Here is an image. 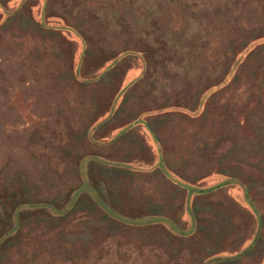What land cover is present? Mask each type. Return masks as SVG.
I'll return each instance as SVG.
<instances>
[{"label":"rangeland","instance_id":"rangeland-1","mask_svg":"<svg viewBox=\"0 0 264 264\" xmlns=\"http://www.w3.org/2000/svg\"><path fill=\"white\" fill-rule=\"evenodd\" d=\"M225 74L195 117L161 114L193 108L202 85ZM125 85L123 104L97 127ZM143 110L156 113L149 130L104 141ZM157 146L163 167L190 181L207 175L196 187L235 179L257 217L238 185L183 206L184 191L148 168ZM91 155L149 170L93 169L115 211L177 226L128 225L84 199L63 215L29 208L0 264H264V0H0V232L15 199L61 209L79 183L77 159Z\"/></svg>","mask_w":264,"mask_h":264},{"label":"trees","instance_id":"trees-1","mask_svg":"<svg viewBox=\"0 0 264 264\" xmlns=\"http://www.w3.org/2000/svg\"><path fill=\"white\" fill-rule=\"evenodd\" d=\"M11 13L14 14L15 11H12ZM130 52H135V51L132 50ZM142 52L143 51H141V52L139 51V53H142ZM159 52L162 53L161 51H159ZM115 59L116 58H114L109 64H112L115 61ZM170 62H171V58H170ZM232 65H234V63H232ZM229 71L227 72V74L229 73ZM101 75H102V73H100V75L98 77L100 78ZM225 77H226V74L224 77H222V79H220L217 82L214 81L212 83L209 81L208 83L203 84L202 89L200 91H198L196 94H194V101L193 102H194L195 106L193 108L187 107V106H182V104H170L168 106L167 105L164 106V107H166V109H162L163 111L161 114L162 115H169L173 112H178L180 114H188V116H190V117H195L196 115L194 116V114L197 112L199 104L202 103L203 95H205L206 92L210 91L212 88H219L220 85L222 86L225 83ZM125 88H126V85L122 87L121 91H119V93H117L116 97L111 101L110 104L107 105L106 109H104L103 112H101L98 116H96V119L94 120V122L96 123L97 127L104 125L105 124L104 122H106V120H108L110 118V116L114 113V111L121 107V105L124 102L123 95H125V94L123 92H124ZM119 96H120L121 100L119 102H116L117 101L116 99ZM147 112L150 113V112H153V110H143L140 113H138L135 117H131L129 120L125 121V119H124L123 122H121L117 127L114 128L115 135L111 139H104V141L111 142V140H113V138L115 139L116 137H118V136H120V135H122V134H124L130 130H133L137 126H142V127L144 126L147 130H149L148 129V126H149L148 119L152 116L155 117L156 113L155 114H148L147 116H144V115H146ZM161 114H157V116H159ZM152 137H153V135H152ZM152 141L154 142L155 145L157 144L155 138ZM154 155H155V157L153 155L152 156L157 159L156 160V166L154 167V165H153L151 167H148L150 172L154 173L155 170H157L160 173V175L163 177V181L170 184L169 186H172L173 188L182 189L184 191V194L182 196V202H183V206L186 205V208L188 206V201L191 200L192 198L196 199L202 195H209L211 192L218 190V189H221V188H226L227 190H229L232 186L238 185L239 190L242 191L241 194H243V200H245L246 203L252 209V211L255 212V207L253 205H251L249 200L246 198V190L235 179L227 176V177L220 179L218 182H216L212 186L205 187V188L196 187L195 184H198L200 181H203L204 178L207 177V175H204V177L199 176L196 179H193L192 181H190L184 175L179 174L178 171H174V170L169 169L167 167H163V162H162L163 160H161L160 150H159L158 146L156 147ZM86 159H87L88 163L84 169V170H86V173L83 174L81 164ZM132 164H133V162L115 161V160H110V159L104 160V159H102L96 155L78 158L77 159V176L79 179V183L72 190H70L69 195H68L69 196L68 202H66V204L63 205V207H61V209H57V207L53 206L49 202L29 201V199H27L26 197H23L22 199H15V202L13 201V203L10 205V211L7 214V219L10 220L11 222H10V224L6 230H2L0 232V246L3 244V242L7 241L8 236L15 231L16 221H18V219L20 217H22L23 215L28 214V211H26L25 209H29V208L30 209H32V208L33 209H42L43 207H49V208H51V210H53V212H52L53 214L63 215L64 213H68L73 208V206L76 205L77 203L81 202L82 199H84L86 201V203L88 205H90L94 210H96L100 215L102 214L105 217L108 216V217L114 218V219H116L120 222H123L125 224H128V225H150L151 222L152 223L163 222V220H167L171 224L177 226L175 221H171L169 218H166V217L154 215L153 213H148V212L142 213V212H138V211L137 212L131 211L129 213H124V214L120 213L119 211H115L112 208L111 203L109 201H106L108 203H106L104 201L103 195L99 189L100 188V186H99V179L100 178H98L99 177L98 174H96V177H95V173L93 172V169L98 167V165H101V166L106 165V167L110 168V169L108 168L109 170H114L116 172L120 171L123 174H129V175L135 174V175H143V176L145 174L146 177L148 176L147 174L149 173V170L148 171L138 170L135 167H133ZM107 192L109 193V190ZM187 212L192 217V219L194 221L197 220L196 212L194 211V209H192V208L188 209ZM254 214L257 217V212H255ZM142 218L143 219H151V220H147L148 222H146V223H145V221H143V222H141V224H138V222H136V220L142 219ZM179 220L180 219H178V221ZM195 226L198 229V231L200 232L198 226L197 225H195ZM250 236H251V238H250L251 241H250L249 245L252 244L254 242V240L256 239L255 234H251ZM249 245L246 246L247 249L250 248ZM247 249H245V250H247ZM241 252L242 251H240V253ZM211 258H213L214 260H217L219 258H223L224 260H228L227 258H230V257H215L213 255Z\"/></svg>","mask_w":264,"mask_h":264}]
</instances>
